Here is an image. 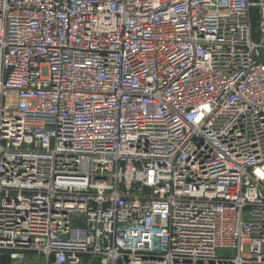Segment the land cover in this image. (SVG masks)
<instances>
[{
    "label": "built area",
    "instance_id": "1",
    "mask_svg": "<svg viewBox=\"0 0 264 264\" xmlns=\"http://www.w3.org/2000/svg\"><path fill=\"white\" fill-rule=\"evenodd\" d=\"M97 261L264 264V0H0V264Z\"/></svg>",
    "mask_w": 264,
    "mask_h": 264
},
{
    "label": "rangeland",
    "instance_id": "2",
    "mask_svg": "<svg viewBox=\"0 0 264 264\" xmlns=\"http://www.w3.org/2000/svg\"><path fill=\"white\" fill-rule=\"evenodd\" d=\"M224 252H225V251H220L219 254H223ZM227 252H228V251H227ZM228 253H229V255H231V254H232V251H229Z\"/></svg>",
    "mask_w": 264,
    "mask_h": 264
},
{
    "label": "water",
    "instance_id": "3",
    "mask_svg": "<svg viewBox=\"0 0 264 264\" xmlns=\"http://www.w3.org/2000/svg\"><path fill=\"white\" fill-rule=\"evenodd\" d=\"M95 264H100V262H99V261H97Z\"/></svg>",
    "mask_w": 264,
    "mask_h": 264
}]
</instances>
